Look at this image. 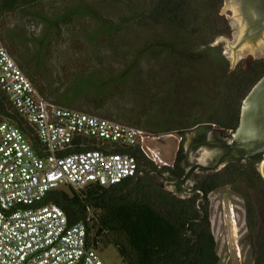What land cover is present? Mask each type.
<instances>
[{"label":"trees","instance_id":"1","mask_svg":"<svg viewBox=\"0 0 264 264\" xmlns=\"http://www.w3.org/2000/svg\"><path fill=\"white\" fill-rule=\"evenodd\" d=\"M222 2L142 0L126 9L128 19L111 24L102 20L96 7L87 2L0 0V39L46 101L112 118L155 135L182 138L198 129V139H203L212 129L225 134L236 129L242 101L264 76V59L251 62L247 69L228 72L227 62L209 47L215 36L223 34V24L217 17ZM16 15L29 24L42 25L38 43L25 41L16 30L6 27L8 17ZM82 24L90 31L86 30V45L113 38L108 42L110 46L116 44L111 47L116 60L125 61L128 68L100 77L96 68L81 62L62 90V80L55 81L53 74L45 71L46 49L63 35L65 28ZM142 24L151 28L153 34L146 39L147 44L137 45L142 50L135 56L146 57L155 70L134 73L130 49L139 39H130L124 32ZM21 39L34 50L28 54ZM199 46L205 49L198 53L195 49ZM188 63L191 68L183 69ZM185 72L192 76L182 75ZM83 93L91 96L83 100ZM115 95L136 98L142 111L137 116L109 112L108 105ZM1 120L21 126L0 92ZM183 158L180 145L172 167L158 171L145 163L146 170L140 177L109 187L53 190L40 205L59 206L69 224L84 222L87 246L98 252L113 247L123 264H218L208 195L227 185L243 201L252 264H264V180L256 167L239 162L196 178L195 192L180 198L164 189L160 180L164 174L181 180L185 174Z\"/></svg>","mask_w":264,"mask_h":264},{"label":"built area","instance_id":"2","mask_svg":"<svg viewBox=\"0 0 264 264\" xmlns=\"http://www.w3.org/2000/svg\"><path fill=\"white\" fill-rule=\"evenodd\" d=\"M0 92L21 124L0 121V264H104L87 246L85 223L69 224L59 206L41 201L53 190L140 177L145 163L172 167L154 148L172 135L44 100L1 39Z\"/></svg>","mask_w":264,"mask_h":264},{"label":"rangeland","instance_id":"3","mask_svg":"<svg viewBox=\"0 0 264 264\" xmlns=\"http://www.w3.org/2000/svg\"><path fill=\"white\" fill-rule=\"evenodd\" d=\"M74 1L85 4L87 2L94 5L98 10L102 20H106L111 24H116L119 20L121 21L128 19L126 16V14H128L126 9L135 6L137 1L141 2L142 0ZM222 7L223 2L218 9L217 17L223 24V34L220 36H215L209 43V47L215 48L214 52L219 53L222 56V58L227 62L229 69L231 68L229 61L222 54L224 52V42L221 41L215 46H210L215 39L221 37L226 38L228 42H233V38L231 36L232 31H230L231 28L228 27L224 17H231V12L229 10H225L223 14L219 15ZM142 25L144 26H138L134 29H129L128 27V30L124 32V35L130 39H139L137 42L138 44L134 43L132 49H130V60L134 62V66L132 65L134 73L135 71H141L144 73L155 70V66L146 57H139L140 54L135 56L136 53L142 50V48L139 49L137 45L139 46L141 44H147L148 41H146V39L152 37L153 34V30L151 28H149L146 24ZM6 27L16 30L19 35L25 39V41L26 39H30L32 41L34 40L36 43H38L43 30L42 25L34 23L29 24L27 21L24 22L23 19L18 15L15 17H8L6 20ZM86 30V24H82L81 26L79 25L78 28H65L63 30V35L58 37L55 41L50 42V47L46 49L48 66L45 71H47L48 74H53V79L55 81H59L60 79L62 80L60 85L62 90L67 87V81L73 78V75L77 72V68L81 65V62H84L86 66L96 68L98 71V76L100 77L104 75L118 74L121 73V71H126L128 68V63L122 60H116L113 50L111 49V47L115 46L116 44H112V46H110V43L108 42V40L113 38H103V40L93 41L92 43H88L86 45ZM87 31H89V27ZM21 40V44L25 47L28 54L34 50V48H32L33 46L31 47L29 44H26L23 39ZM79 47H82L83 50L79 51ZM202 49L205 48L199 46L197 49H195V51L199 53L203 51ZM183 60L187 61L186 58H183ZM256 60L260 59H253L250 55H246L245 58L238 59L234 63L232 70L238 68L243 70L247 69L251 61ZM182 68L190 69L191 66L188 63L187 66L183 65ZM152 74L155 75L154 72ZM182 75L192 76L188 75L186 72ZM90 96L91 94L86 95V93H83L82 98L84 100V98ZM180 104L182 105L181 102ZM108 107L111 110L109 112H119L124 116H137V114L142 111V107L136 98L122 97L117 95H115L114 98L110 100ZM114 118H116V116H114ZM208 137H210V135ZM180 145L182 146L183 154L188 160L189 167H186V169L193 167L195 163L212 166L215 160L209 159V161L206 162L208 154L215 150L221 151L216 146L213 147V145L208 143L196 146L193 141L192 132H187L182 138L176 135L165 137L161 140V142L156 143L154 148L160 153L161 160L171 165L174 162ZM213 173L215 172H208L209 175ZM206 175L207 173L196 170L193 173L190 184L184 183L180 188L173 183L174 180L170 179L167 181V178L164 176L161 177L162 179L160 182L162 183L164 189L172 192L180 198H186L193 193L190 192V189L194 184V178L196 179L198 176L205 177ZM208 203L211 231L216 242V253L219 257L218 264H252L251 247L249 245L250 242L246 236V228L244 223L245 212L242 199L238 195L234 194L229 186L224 185L208 195ZM230 207L233 209L235 223L231 222L229 211ZM99 255L104 264H123L119 255L111 246L107 249H104L103 251H100Z\"/></svg>","mask_w":264,"mask_h":264},{"label":"water","instance_id":"4","mask_svg":"<svg viewBox=\"0 0 264 264\" xmlns=\"http://www.w3.org/2000/svg\"><path fill=\"white\" fill-rule=\"evenodd\" d=\"M225 10L231 12V17H225L232 31L233 42L226 38H217L212 45L224 42L223 56L233 69L234 63L246 55L253 59L264 58V0H223L220 14ZM236 159L249 158L254 161L256 170L264 180V76L251 88L244 98L240 108V117L236 131L231 138ZM216 150L208 154L206 162L213 158ZM199 168L217 171L219 164L211 167L198 165ZM192 170L180 181L185 182ZM163 177V175L161 176Z\"/></svg>","mask_w":264,"mask_h":264},{"label":"flooded vegetation","instance_id":"5","mask_svg":"<svg viewBox=\"0 0 264 264\" xmlns=\"http://www.w3.org/2000/svg\"><path fill=\"white\" fill-rule=\"evenodd\" d=\"M251 62H253V61H251ZM240 108H241V106H240ZM239 117H240V111H239ZM238 122H239V119H238ZM237 126H238V124H237ZM235 131H236V129L233 130V131H230L229 134H225V133L217 131L216 129H212L206 134V136L203 139H198V136H197L198 133H199L198 129H194V130L191 131L193 133V141H194V144L196 146L208 143L210 145H213V147L216 146L218 149L221 150V151H217L216 150V154L213 155V158H211V159L215 160L214 164H216V163L219 164V168L220 169L218 168L217 171H210V170L201 169V168L198 167V165H200L201 163H195L193 165V167H190V168L186 169V167H189L188 166L189 164H188V160L186 159V157L184 155V158L182 160V166L185 169L184 177L188 173V171L192 170L190 175H189V177H188V179L185 182H181L180 180L176 179L173 176H170L169 174H164L163 176L167 178V181H169L170 179L174 180L173 183L180 188L184 183L190 184V182H191L190 180L192 179L193 173L196 170H200L201 172L207 173V175L205 176V177H207V176H209L208 172L218 173V172L222 171L223 169L227 168L228 166H230L232 164H235V163H239V162H245V163L249 162V163H251V164H253L255 166L253 160H251L249 158H246L245 160L236 159L235 156L232 154V152H234V150H233L232 147H229L228 144L232 143L231 142V138H232V136H233ZM209 135H210V137H208ZM211 141H213V142H211ZM207 167H211V166H207ZM215 173H213V174H215ZM201 177L202 176H200V177L198 176L197 178H201ZM195 180L196 179L194 178V184H195ZM194 184H193V186H194ZM193 186L191 187L190 192L194 193L195 190H194Z\"/></svg>","mask_w":264,"mask_h":264}]
</instances>
